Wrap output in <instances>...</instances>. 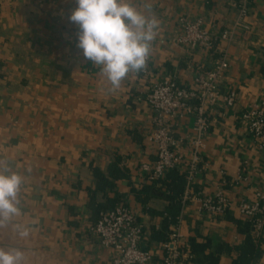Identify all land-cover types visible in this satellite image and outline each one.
Masks as SVG:
<instances>
[{
	"label": "crops",
	"instance_id": "0c3cea01",
	"mask_svg": "<svg viewBox=\"0 0 264 264\" xmlns=\"http://www.w3.org/2000/svg\"><path fill=\"white\" fill-rule=\"evenodd\" d=\"M132 3L141 10L150 3L149 14L159 26L145 68L130 71L112 90L100 66L77 47L78 27L69 20L76 0H0V171L7 168L22 179L19 214L0 223V248L22 251V264H112L114 252L93 232L99 216L90 198L97 186L94 168L107 173L117 156L127 176L115 189L98 192L97 200L113 198L133 209L143 225L142 245L153 252L151 264H163V242L152 233L162 228L169 200H141L148 186H161L141 170L143 161L156 159L148 140L155 125L147 97L153 84L166 78L194 86V76L212 69L224 48L229 66L218 83L221 99L209 112L192 189L202 196L222 190L233 206L210 214L189 200L182 204L180 229L190 249L192 238L209 241L206 253L218 255L216 264L240 263L242 253L235 247L245 245L249 229L235 205L253 202L256 191L264 189V149L241 117L252 104L264 106V0H252L248 33L238 31L229 44L195 49L180 42L182 20L202 19L206 29L219 33L235 21L238 0ZM224 96H233V105ZM194 126L195 116L187 110L172 120L185 158L192 155ZM252 237L260 255L248 256V264H264V226L260 238ZM192 253V264H212L205 253Z\"/></svg>",
	"mask_w": 264,
	"mask_h": 264
},
{
	"label": "built area",
	"instance_id": "2783aa9c",
	"mask_svg": "<svg viewBox=\"0 0 264 264\" xmlns=\"http://www.w3.org/2000/svg\"><path fill=\"white\" fill-rule=\"evenodd\" d=\"M252 0H238L235 21L219 33L204 27L202 19L182 20L184 34L180 42L190 49L196 47L212 48L215 42L231 43L238 31L248 33L250 25L246 18L251 12ZM227 49L221 50L215 66L194 76V86L179 85L171 78L153 84L147 102L154 112V130L148 140L155 146L156 159L143 161L141 170L149 181L164 179L170 170L184 174L186 187L181 198L182 204L189 200L197 201L202 211L210 214H223L233 203L222 190L212 195L202 196L193 193L192 183L199 169L202 152L206 147V136L210 128V109L221 99L218 89L219 80L228 69ZM228 105H233V96H224ZM180 110H187L195 116L194 137L190 141L192 155L185 158L177 149L173 137L172 120ZM249 133L264 149V106L252 104L241 115ZM241 177L239 176V179ZM241 216L250 223L251 234L256 239L262 235L264 226V189L257 190L255 200H240L235 205ZM181 214L171 228L168 241L163 242V264H192L193 254L189 246L182 241ZM93 232L101 244L114 252L112 264H151L153 252L143 247V225L137 213L119 202L113 208L102 210L93 226Z\"/></svg>",
	"mask_w": 264,
	"mask_h": 264
},
{
	"label": "clouds",
	"instance_id": "9594fccd",
	"mask_svg": "<svg viewBox=\"0 0 264 264\" xmlns=\"http://www.w3.org/2000/svg\"><path fill=\"white\" fill-rule=\"evenodd\" d=\"M76 5L69 20L78 27L77 47L86 60L100 66L115 90L130 71L139 72L146 66L159 26L158 19L149 14L152 5L146 3L145 10L132 0H76ZM21 182L9 169L0 171V223L19 214L16 205ZM23 259L19 249L0 248V264H22Z\"/></svg>",
	"mask_w": 264,
	"mask_h": 264
},
{
	"label": "trees",
	"instance_id": "16d2710c",
	"mask_svg": "<svg viewBox=\"0 0 264 264\" xmlns=\"http://www.w3.org/2000/svg\"><path fill=\"white\" fill-rule=\"evenodd\" d=\"M94 177L96 179V189L93 190L90 204L93 206L95 216H99L102 210L111 209L116 205V199L108 198L106 202H99L97 200L98 192L105 193L108 190H113L116 187V183L119 179H122L127 176L126 168L121 164V157L117 156L116 160L112 162L109 166L108 172L105 173L98 168L93 170ZM168 175L171 176V180L167 182L166 180H157L153 182L161 183L160 187H155L154 185L148 186L144 192L147 194V197H141V200L145 202L150 196L163 197L169 200V206L166 213V219L162 225V228L156 230L152 233V239L156 241H168L171 234V227L176 224L177 218L181 213L182 203L181 198L184 194L186 187V180L184 174L180 173L178 170H170ZM245 227L249 233L245 237L244 246H236V250H240L242 255L240 256L239 264H248L247 257L250 259L258 258L260 255V249L254 248V238L251 235V227L249 222H245ZM191 252H202L205 253L206 257L210 259L212 264L218 262V255L211 253H206L210 247L209 241L204 243L198 242L195 238H192L190 241ZM224 250L223 246L219 247L217 252L220 254ZM193 254V253H192ZM245 258V259H244ZM193 260V258H192ZM234 264H237L234 262Z\"/></svg>",
	"mask_w": 264,
	"mask_h": 264
}]
</instances>
